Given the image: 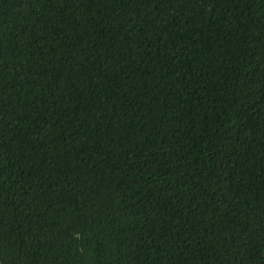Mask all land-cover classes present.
Returning <instances> with one entry per match:
<instances>
[{
    "label": "trees",
    "instance_id": "1",
    "mask_svg": "<svg viewBox=\"0 0 264 264\" xmlns=\"http://www.w3.org/2000/svg\"><path fill=\"white\" fill-rule=\"evenodd\" d=\"M0 264H264V0H0Z\"/></svg>",
    "mask_w": 264,
    "mask_h": 264
}]
</instances>
